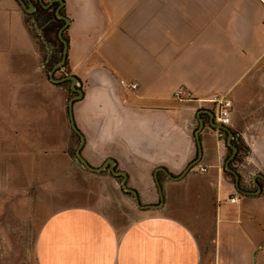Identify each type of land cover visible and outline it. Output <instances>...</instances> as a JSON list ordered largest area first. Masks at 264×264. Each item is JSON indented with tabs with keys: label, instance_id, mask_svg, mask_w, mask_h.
I'll use <instances>...</instances> for the list:
<instances>
[{
	"label": "crops",
	"instance_id": "0c3cea01",
	"mask_svg": "<svg viewBox=\"0 0 264 264\" xmlns=\"http://www.w3.org/2000/svg\"><path fill=\"white\" fill-rule=\"evenodd\" d=\"M2 2L4 35L17 48L0 51V104L11 106L10 119L25 124L33 136L67 131L61 148L60 143L45 148L47 155L63 156L62 175L42 179V170L32 167L36 178L29 181L40 183L47 219L28 264H264V183L262 194L240 195L226 171L228 142L218 137L207 113L212 98L231 99L230 129L249 150L232 168L245 190H257L253 178L264 175V95L252 97L249 111L244 93L252 77L254 85L264 87V0H148L145 36L151 58L143 64L129 60L112 39L117 29L89 54H77L68 43V71L83 88L73 112L86 139L84 159L98 168L114 159L142 204L160 203L157 169L182 176L198 158L196 131L201 120L206 125L203 159L182 179L160 171L164 206L150 210L138 209L110 170L95 173L72 160L68 148L76 134L67 88L45 75L43 47L18 2ZM54 31L47 32L52 40ZM105 48L113 57L108 66ZM92 79L94 89L88 85ZM180 88L183 98H176ZM55 90L64 96L60 110L52 102ZM54 113L64 118V126L58 128ZM201 166L208 172L201 173ZM236 194L238 201L231 203ZM65 196L73 201L50 206Z\"/></svg>",
	"mask_w": 264,
	"mask_h": 264
},
{
	"label": "rangeland",
	"instance_id": "374dc122",
	"mask_svg": "<svg viewBox=\"0 0 264 264\" xmlns=\"http://www.w3.org/2000/svg\"><path fill=\"white\" fill-rule=\"evenodd\" d=\"M65 1L66 15L72 21L67 31L68 43L70 46L71 44L74 45L77 54L91 53L109 32L117 29V34L112 39L122 46L129 60L136 64H143L151 58L150 54L147 53L145 36V17L149 9L148 0ZM2 4L6 6V2L3 3L0 0V5ZM51 14H42V18L37 24L32 23L31 18H27L36 39L41 42L45 49V52L42 53L41 51V58L47 77L53 69L49 65L55 62L57 64L60 61L63 50L59 40V30L62 24L55 21L49 23L47 17H51ZM6 23V13L0 9V51L9 52L17 47L15 46L16 41L9 42L8 35H4L7 29ZM51 27L55 30L53 33L54 40L48 34V29ZM112 43L117 44L114 41ZM24 45H27L26 42ZM104 50L106 51V48ZM48 52L51 53V61H45L43 64L45 56L49 55ZM150 52L153 53V51ZM106 55L109 58L106 61L108 66V61H111L113 57L107 51ZM59 75L60 73L56 74V76ZM253 79L252 77L244 93L248 97L246 105L249 111L252 108V97L264 95V87L259 88V85H254ZM116 82L119 83L120 81L116 80ZM88 85L91 89L96 88L93 79ZM55 91L52 102L55 105V110H60L64 96L59 90ZM73 96L72 94L70 97ZM233 101L234 110H236L235 99ZM12 112L11 106L0 104V264H28L34 259V244L38 231L47 219L46 211L41 207V203L46 202V197L40 189V183L29 181L31 178H36L35 173L37 171L33 170L32 167L35 165L42 170L40 172L42 179H54V177L56 179L62 175L61 172L64 171L65 165L63 156L47 155L45 148L54 143H60L61 145L58 147L61 148L67 131L65 132L66 127H61L62 129L53 135L46 133L44 137L33 136L31 135L33 132L25 131V124L10 119L14 114ZM54 115L57 118L55 119L57 123H55L58 128L61 123L64 126V118L55 113ZM60 120L62 122L59 123ZM75 136L76 140L68 149L72 160L81 164L76 158V151L81 139L78 135ZM242 150L243 156L248 155L249 150L245 144L242 145ZM105 172L110 171L106 169ZM119 181L121 182V179ZM84 184L81 183L82 188L85 186ZM128 195L130 196V194ZM130 198L132 199V196ZM62 199L53 200L50 206L59 202L73 201V196L71 198L65 196ZM47 201L50 203L49 199Z\"/></svg>",
	"mask_w": 264,
	"mask_h": 264
},
{
	"label": "water",
	"instance_id": "95a60500",
	"mask_svg": "<svg viewBox=\"0 0 264 264\" xmlns=\"http://www.w3.org/2000/svg\"><path fill=\"white\" fill-rule=\"evenodd\" d=\"M20 2V4L22 5V8L27 12V13H31L36 5L33 4L30 1L31 7L28 8L27 3L24 0H18ZM40 2L44 5L45 8H49L52 4L55 3H59V7L56 10V14L57 17L60 19L65 20V24H63V26L61 27L60 31H59V38L61 40V42L63 43L64 49H63V57L61 59V61L53 68V70L49 73V79L51 80V83L53 84H60L64 81H71L72 82V91L77 92L78 94L76 96H74L73 98L70 99L69 101V107H68V114H69V118H70V125L71 128L73 129L74 132H76L81 140L79 142L77 151H76V158L79 160V162H81V164L88 169L89 171L92 172H97V173H101L104 170L110 168L112 175H114V177H118L121 176L122 177V188L124 190V192L126 193H130V195L133 197L137 208L140 210H150V209H158L164 206V194H163V187L162 184L158 178L159 172L163 171L166 174H168V176L172 179L178 180V179H182L193 167L197 166L200 162V160L203 159V148H202V140H201V132L203 131L204 127L206 126L205 123L201 120V127H199V129L196 131V140H197V148H198V158L194 161H192L190 163V165L188 166V168L186 169V171L184 172V174L182 176H178V177H174L171 176V174H169L166 170H164L163 168H159L157 169V173L155 175V179H156V183L158 185L159 188V195H160V203L158 205H146V204H142L139 194L138 192H136V190L130 188V186L128 185V175L126 172L124 171H118L116 169V162L114 161V159H108L106 160V162L103 164V166L101 167H94L92 165H90L86 159H84L83 156V149H84V145H85V137L84 135H82V132L77 128L76 126V121H75V117H74V112H73V107L75 106V103L77 100H80L83 96V89L79 88L81 86V82L79 80L78 77L76 76H64L61 78H55L54 74H56V72L59 69H64V66L67 62V57L69 55V44H68V40L65 38L64 33L66 31V29L69 27L71 21L69 20V17L61 14V9L64 7L65 5V1L64 0H51L48 4H44L43 0H40ZM207 113L211 116V126L212 128L216 129V130H224L228 133V147L232 150V155L230 157V159L227 161L226 163V170L229 171L232 175H234L235 177V182H236V187L237 190L242 194L247 196H256L259 194H262L263 192V188L259 183V179H261L264 182V175H262V173H258L257 175H255V177L253 178V181L255 183V185L257 186V190L256 191H245V189H243V187L241 186L240 183V174L234 170L233 168L230 167V163L231 161H233L239 150L238 148L234 145L233 143V131L230 129V127L227 126H222V125H218L215 121V117H214V112L213 110H208Z\"/></svg>",
	"mask_w": 264,
	"mask_h": 264
},
{
	"label": "built area",
	"instance_id": "2783aa9c",
	"mask_svg": "<svg viewBox=\"0 0 264 264\" xmlns=\"http://www.w3.org/2000/svg\"><path fill=\"white\" fill-rule=\"evenodd\" d=\"M121 85L125 88L131 89L133 91H136L138 89L137 84L128 83L124 80H122ZM184 90L180 88L177 90V92L174 94L176 98H183ZM211 102L214 103V117L216 120V123L218 125L231 127L232 126V111H233V103L231 99L227 96L222 97H214L211 99ZM218 137L223 140V143H226V136L221 132V130H217ZM199 171L201 173H207L208 168L207 167H200ZM238 194L232 196L230 198L231 203H236L238 201Z\"/></svg>",
	"mask_w": 264,
	"mask_h": 264
},
{
	"label": "flooded vegetation",
	"instance_id": "af4514ba",
	"mask_svg": "<svg viewBox=\"0 0 264 264\" xmlns=\"http://www.w3.org/2000/svg\"><path fill=\"white\" fill-rule=\"evenodd\" d=\"M17 2H18V4L20 5V8L24 11V13H25V15H26V17L27 18H31L32 19V23H35V24H37L38 23V21L36 20V17H34V16H32V17H28V15H32L33 13H37V12H39V11H42V10H47V11H52L53 13H55V16H56V20H55V22L56 23H58L59 21H61L62 22V26H63V24H65V20H63V19H60V18H58L57 17V14H56V10H57V8L59 7V3H55V4H52L49 8H45L44 7V5L40 2V0H31V2L33 3V4H35L36 5V7H35V9L31 12V13H27L23 8H22V5L20 4V2L18 1V0H16ZM26 3H27V5H28V8L29 7H31V4H30V1L29 0H24ZM51 0H43V2H44V4H48L49 2H50ZM65 5H64V7L61 9V14H63L62 13V10H64V14L63 15H65V16H67L66 15V12H65ZM46 14V13H45ZM68 17V16H67ZM27 25H28V27L29 28H31V30H32V26L31 25H29L28 23H27ZM61 26V27H62ZM61 29V28H60ZM68 29V28H67ZM33 31V30H32ZM60 31V30H59ZM64 36H65V33H64ZM59 40H60V38H59ZM60 42H61V40H60ZM62 43V42H61ZM64 49V48H63ZM62 59V58H61ZM68 59V58H67ZM61 61V60H60ZM59 61V62H60ZM58 62V63H59ZM57 63V64H58ZM56 64V65H57ZM55 65V66H56ZM54 66V67H55ZM53 67V68H54ZM53 70V69H52ZM51 72V71H50ZM58 73H60V75L59 76H56V74H58ZM56 74H54V77L55 78H61V77H64V76H71L70 75V73H69V71H68V68H66L65 66H64V69H59L57 72H56ZM48 76H49V74H48ZM64 83V84H63ZM60 84H62L63 86H66L67 87V91H68V93H69V95L71 96L72 94L74 95V96H76L78 93L77 92H74V91H72V82L71 81H64V82H62V83H60ZM60 84H57V85H60ZM68 84H70L69 86H68ZM79 88H81V89H83L82 88V86H80ZM73 96V97H74ZM73 97H70V99L71 98H73ZM70 101V100H69ZM79 100H77L76 102H78ZM76 104V103H75ZM211 110H213L214 111V108H212ZM211 117V116H210ZM216 121V120H215ZM221 132L226 136V141L228 142V133L226 132V131H224V130H221ZM76 133V132H75ZM233 134H234V132H233ZM80 137V136H79ZM236 137H237V139H239L238 138V136L236 135ZM81 139V138H80ZM233 140H234V136H233ZM234 143V142H233ZM232 151V150H231ZM239 153V152H238ZM231 155H232V152H231ZM238 155V154H237ZM231 157V156H230ZM230 159V158H229ZM78 160V159H77ZM235 160V159H234ZM233 160V161H234ZM79 161V160H78ZM233 161H231V163H230V167L232 168V165H233ZM81 163V162H80ZM82 165V164H81ZM83 166V165H82ZM84 167V166H83ZM109 170H110V168H108ZM117 169V168H116ZM234 169V168H233ZM118 170V169H117ZM235 170V169H234ZM105 171V170H104ZM111 171V170H110ZM118 171H120V170H118ZM227 171V170H226ZM227 172H229V171H227ZM229 174L230 175H232L230 172H229ZM233 176V178L235 177L234 175H232ZM118 179H122V177L121 176H118L117 177ZM235 179V178H234ZM260 181H262L261 179H259V183H260ZM253 182V185H255V183H254V181H252ZM263 182V181H262ZM240 183H241V186L243 187V189H245L244 188V186H243V183H242V181H241V178H240ZM264 183V182H263ZM235 184H236V182H235ZM261 185V184H260ZM255 187H257L256 185H255ZM237 188V187H236ZM258 189V188H257ZM245 191H247V190H245ZM256 191V190H255ZM239 192V191H238ZM240 193V192H239ZM127 194H130V193H127ZM240 195H241V193H240ZM131 196V195H130Z\"/></svg>",
	"mask_w": 264,
	"mask_h": 264
},
{
	"label": "trees",
	"instance_id": "16d2710c",
	"mask_svg": "<svg viewBox=\"0 0 264 264\" xmlns=\"http://www.w3.org/2000/svg\"><path fill=\"white\" fill-rule=\"evenodd\" d=\"M24 12V11H23ZM45 13H52L51 14V17H47V21L49 22V23H52V22H54L55 20H56V16H55V13H53L52 11H47V10H42V11H39V12H37V13H33L32 15H28V17H32V16H34V17H36V20L37 21H40L41 20V18H42V14H45ZM62 13L64 14V10H62ZM58 24H62V22L61 21H59L58 22ZM67 31H68V29H66V31H65V38L69 41V37H68V33H67ZM61 43V42H60ZM61 45H62V47L64 48V46H63V43H61ZM43 49V52H45V49H44V47L42 48ZM49 53V55L48 56H45V58H44V60H43V64H44V62L45 61H49L50 59H51V56H50V52H48ZM53 54V53H52ZM46 57H47V59H46ZM62 57H63V50H62ZM62 57H60V60H61V58ZM51 61V60H50ZM54 64H56V62L55 63H52L51 65H49V67L50 68H52V67H54L53 65ZM65 67L66 68H68V59H67V62H66V64H65ZM49 77V76H48ZM64 84V83H63ZM60 85H62V84H60ZM76 135H78L77 133H75ZM79 136V135H78ZM233 142H234V145L238 148V150H239V153H238V155L236 156V158H235V160L232 162V163H234L235 161H237L238 160V158L240 157V154H241V152L243 151L242 150V145H243V143L239 140V139H237V137H236V134L234 133V140H233ZM230 149V148H229ZM230 152H232L231 151V149H230ZM229 173V172H228Z\"/></svg>",
	"mask_w": 264,
	"mask_h": 264
}]
</instances>
